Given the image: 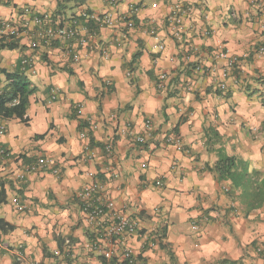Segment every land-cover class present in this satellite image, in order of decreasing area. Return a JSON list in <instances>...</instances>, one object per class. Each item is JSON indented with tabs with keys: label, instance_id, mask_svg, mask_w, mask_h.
Instances as JSON below:
<instances>
[{
	"label": "crops",
	"instance_id": "crops-1",
	"mask_svg": "<svg viewBox=\"0 0 264 264\" xmlns=\"http://www.w3.org/2000/svg\"><path fill=\"white\" fill-rule=\"evenodd\" d=\"M176 3L189 9L181 39L166 20ZM25 7L55 18L86 9L110 12L116 21L96 35L83 33L87 45L46 43L38 40ZM130 15L135 27L128 30L119 19ZM8 20L23 32L13 48L4 46L8 38L0 41V94L6 71L27 57L33 69L23 72L35 92L28 120L0 115L6 126L0 143L11 152L0 165L7 193L0 217L15 226L0 231V264H22L15 254L19 244L41 264H108L87 248L93 226L76 198L93 180L90 172L119 209L139 220L129 238L134 264H264V206L244 213L225 191L230 184L208 171L217 157L205 136V127L214 126L229 150L252 170L264 171V0H0V25ZM220 47L238 58L226 89L218 86L226 66L215 55ZM195 61L209 71L189 89L185 83ZM162 72L169 80L159 88ZM147 120L152 135L138 144L134 137L147 132ZM43 156L54 164L29 171Z\"/></svg>",
	"mask_w": 264,
	"mask_h": 264
},
{
	"label": "built area",
	"instance_id": "built-area-1",
	"mask_svg": "<svg viewBox=\"0 0 264 264\" xmlns=\"http://www.w3.org/2000/svg\"><path fill=\"white\" fill-rule=\"evenodd\" d=\"M137 9H133V13ZM189 9L182 3H176L172 7L171 12L167 16V22L172 28L174 35L177 39L182 38L183 32V19L187 15ZM24 16L33 21L36 25V36L40 42L51 43L55 39H62L65 41L77 42L80 45H87L88 38L83 33H89L90 35H96L98 31L104 27L113 26L116 18L110 12L98 13L95 11L83 10L78 15H71L70 18L58 17L54 15L37 14L30 7H25L23 10ZM128 30L135 27V19L133 15L125 16L119 19ZM28 22L25 23V26ZM23 32V26L15 20L4 21L0 25V41L8 38L11 40H18ZM206 35L210 32L206 31ZM73 44L69 45V50L73 52V57L79 60L80 55L78 51H74L71 48ZM162 47V45H161ZM194 53L198 51L197 48L191 49ZM260 52L264 53V45L259 48ZM105 56L108 54L105 52ZM217 59L225 60L226 66L222 68L220 73V80L218 86L221 89L227 88L226 79L230 75L232 70L238 63V58L232 55L225 47H220L215 51ZM31 58H24L21 61L22 69L24 72H29L33 69ZM209 71L208 66L200 61H195L193 67H191V74L186 79V86L192 89L195 86L196 77L199 74H205ZM131 72L128 73L130 75ZM169 80V74L162 72L159 75L158 86L159 88L166 87ZM58 95V90H52V98L55 99ZM6 126L0 124V131H5ZM152 122L146 121L147 132L140 135H135L134 141L138 144H145L148 141L150 135H152ZM130 130V126H126L121 132L126 134ZM82 138H88V135L82 134ZM169 141L173 143L179 150H187L184 143L179 139L170 138ZM108 153L112 152L113 140L110 139L106 146ZM11 152L0 143V165L9 158ZM54 164V160L51 157H40L38 161L28 166L29 171H36L38 169H44ZM53 172L59 174V169L54 168ZM89 175L93 180L85 185L76 193V198L80 207V210L84 214L86 220L93 226V235L89 240L87 248L90 252L98 253L108 264H111L112 260H116L119 264H134L136 262L135 249L129 243V238L136 234L139 230V220L126 214L122 209H119L113 199H110L105 194V183L95 174L90 172ZM112 176L119 177L117 171L112 172ZM157 185H162V181H158ZM230 186H225V191H229ZM16 207L20 211H25L27 208L20 202L16 203ZM16 256L22 261V264H41L40 261L34 258H30L25 253L23 244H19L15 249Z\"/></svg>",
	"mask_w": 264,
	"mask_h": 264
},
{
	"label": "trees",
	"instance_id": "trees-1",
	"mask_svg": "<svg viewBox=\"0 0 264 264\" xmlns=\"http://www.w3.org/2000/svg\"><path fill=\"white\" fill-rule=\"evenodd\" d=\"M17 42L18 40H11L4 46L13 48L17 46ZM5 75L7 84L0 94V115L5 118L18 117L28 120L29 98L35 92L32 82L23 72L21 63L14 71H6ZM205 136L208 150L217 157L212 166L208 163V171L215 174L219 182L230 184L229 194L237 198L244 213L249 214L263 207L264 171L252 170L248 161L238 157L234 150H229L223 136L214 126L205 127ZM6 202V189L0 185V205ZM14 229L13 224L0 217L1 233H8ZM103 264L106 262L103 261ZM111 264L119 263L112 260Z\"/></svg>",
	"mask_w": 264,
	"mask_h": 264
}]
</instances>
